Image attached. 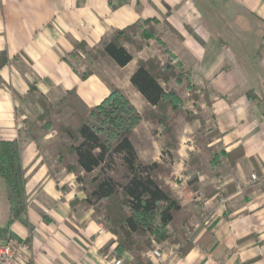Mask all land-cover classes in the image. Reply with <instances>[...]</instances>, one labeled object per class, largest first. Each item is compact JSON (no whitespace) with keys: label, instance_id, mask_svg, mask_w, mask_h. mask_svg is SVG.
Returning a JSON list of instances; mask_svg holds the SVG:
<instances>
[{"label":"crops","instance_id":"obj_1","mask_svg":"<svg viewBox=\"0 0 264 264\" xmlns=\"http://www.w3.org/2000/svg\"><path fill=\"white\" fill-rule=\"evenodd\" d=\"M146 22L171 53L160 54L157 40L149 41L158 59L188 73L183 85L193 105L186 106L194 109L189 80L201 89L206 130L218 136L207 151L199 144L202 124L179 119L178 132L180 121L184 131L198 124L197 145H185L179 132L180 148L170 158L153 134L158 128L143 121L135 129L140 162L172 168L165 181L188 220L175 219L169 231L181 229L191 243L182 254L181 236L153 241L142 257L152 264H264V0H0V141L20 143L26 173L25 208L13 219L0 175V244L28 243L27 264H135V251L118 253V236L87 204L77 174L58 166L57 150L71 142L59 127L75 123L72 108L88 113L112 85L140 113L152 108L131 83L137 61L153 57L147 47L138 52L125 43L133 56L125 67L89 53L116 31ZM78 44L86 52L73 57ZM183 85L170 84L178 92ZM47 105L54 110L51 130L38 121ZM192 153L200 155V168L189 165Z\"/></svg>","mask_w":264,"mask_h":264},{"label":"trees","instance_id":"obj_2","mask_svg":"<svg viewBox=\"0 0 264 264\" xmlns=\"http://www.w3.org/2000/svg\"><path fill=\"white\" fill-rule=\"evenodd\" d=\"M161 35L155 25L149 22L134 24L116 31L102 48L89 53L94 60L108 56L118 66L125 67L133 60L124 47L125 43L132 44L140 52L145 42L155 38L162 53L172 58L160 40ZM78 51L86 52V46L76 45L72 56L76 57ZM170 58L164 62L158 57L137 61L131 83L152 106L150 110L140 113L124 92L112 85L109 96L88 113L73 112L75 126L59 127L60 136L67 135L71 142L58 147V166L77 174L76 184L86 192L87 204L94 206L95 213L102 216V222L108 230L118 236V253L135 251V264H152L142 254L152 248L153 241L161 243L169 240L176 243L180 241L176 238L181 236L182 254L191 249L189 235L181 229H174L172 234L169 231L175 219L181 218L186 224L188 220L180 201L165 181L171 175L172 168L165 162H140L131 141L135 129L143 121L158 128L153 134L163 140V154L170 158L180 148L179 119L189 124L196 121L202 124L199 144L207 151H211L207 147L218 136L217 130H206L202 109L197 104L200 87L187 81L195 112L186 106L178 90L170 86L172 82L181 86L188 79V73L182 65L174 64ZM89 74L84 73L82 77L87 78ZM249 94L251 99L255 97ZM53 112L47 105L43 114L38 116L41 129L51 130ZM21 155L19 142L0 141V175L8 186L12 219L18 217L25 208L26 173ZM216 156L220 157H213ZM200 158V155L192 153L189 165L200 168ZM118 162L124 168L122 181L112 176ZM80 171L83 175L79 174Z\"/></svg>","mask_w":264,"mask_h":264},{"label":"rangeland","instance_id":"obj_3","mask_svg":"<svg viewBox=\"0 0 264 264\" xmlns=\"http://www.w3.org/2000/svg\"><path fill=\"white\" fill-rule=\"evenodd\" d=\"M152 40H155V38L149 40V41H152ZM149 41L145 42V47H147V52H146V55L147 56H152L151 58H154V57H158L156 55H158L157 51H156V47H157V44H155L154 42L152 43L153 47H150L149 45ZM132 45V44H131ZM133 46V45H132ZM149 46V47H148ZM134 47V46H133ZM160 54H163V53H160ZM164 55V54H163ZM179 92L180 94L182 95V97L184 98V101L187 103V105L191 108L192 107V102L189 100V95L187 93V86L186 84L183 85L182 87L179 88ZM72 115H73V112L74 111H78L77 109H74L72 108ZM53 114V113H52ZM208 114L205 113V116L207 117ZM74 118V116H73ZM74 121L75 123L73 124L76 125V120L74 118ZM184 123L180 121V125H179V132H180V136L181 138H183L184 141H187L188 142H184V144L186 145V143H188V145L190 146H195L197 145V138H198V124H195L194 126H190V128H188V130L184 131ZM183 155H185V153H188V150L185 148L183 151ZM172 162V161H171ZM123 174H124V168L121 166V164H119V162L117 163L116 165V168L114 170V173L112 174V176L118 180V181H122L123 180ZM0 213H1V208H0Z\"/></svg>","mask_w":264,"mask_h":264},{"label":"built area","instance_id":"obj_4","mask_svg":"<svg viewBox=\"0 0 264 264\" xmlns=\"http://www.w3.org/2000/svg\"><path fill=\"white\" fill-rule=\"evenodd\" d=\"M252 180H258L256 174L252 175ZM30 254V245L26 242L9 239L0 244V264H27ZM115 264H122V261H116Z\"/></svg>","mask_w":264,"mask_h":264}]
</instances>
